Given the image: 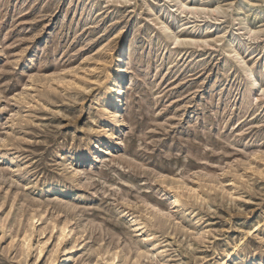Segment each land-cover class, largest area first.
Returning a JSON list of instances; mask_svg holds the SVG:
<instances>
[{"label": "rangeland", "instance_id": "374dc122", "mask_svg": "<svg viewBox=\"0 0 264 264\" xmlns=\"http://www.w3.org/2000/svg\"><path fill=\"white\" fill-rule=\"evenodd\" d=\"M0 264H264V0H0Z\"/></svg>", "mask_w": 264, "mask_h": 264}, {"label": "bare ground", "instance_id": "6f19581e", "mask_svg": "<svg viewBox=\"0 0 264 264\" xmlns=\"http://www.w3.org/2000/svg\"><path fill=\"white\" fill-rule=\"evenodd\" d=\"M121 34V33H120ZM118 67L121 74L125 77L126 70L122 68L123 56H118ZM256 87L259 86V83H256ZM127 92V86L124 83H120L117 88H112L111 92L108 95L107 106L110 107L109 113V122L111 124V137L107 141H104L96 150L92 152L91 158L92 161H97L99 156L103 157L106 155L109 150L120 147L124 145L125 134L128 130V125L123 121L122 115V97L125 96ZM262 226V223L259 224ZM75 252V247H71L68 254Z\"/></svg>", "mask_w": 264, "mask_h": 264}]
</instances>
